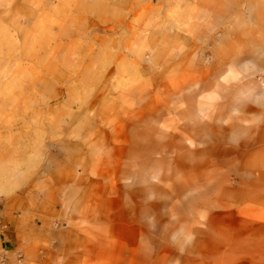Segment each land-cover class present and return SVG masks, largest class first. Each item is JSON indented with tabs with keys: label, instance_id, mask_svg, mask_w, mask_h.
Returning a JSON list of instances; mask_svg holds the SVG:
<instances>
[{
	"label": "rangeland",
	"instance_id": "374dc122",
	"mask_svg": "<svg viewBox=\"0 0 264 264\" xmlns=\"http://www.w3.org/2000/svg\"><path fill=\"white\" fill-rule=\"evenodd\" d=\"M11 216L0 264H264V0H0Z\"/></svg>",
	"mask_w": 264,
	"mask_h": 264
},
{
	"label": "crops",
	"instance_id": "0c3cea01",
	"mask_svg": "<svg viewBox=\"0 0 264 264\" xmlns=\"http://www.w3.org/2000/svg\"><path fill=\"white\" fill-rule=\"evenodd\" d=\"M7 219L8 223L3 225L5 228H0V245L5 251L8 261L12 262L18 254H25L28 246L27 239L33 234L37 225L12 216ZM44 235L49 238L54 237L55 232L48 230Z\"/></svg>",
	"mask_w": 264,
	"mask_h": 264
}]
</instances>
